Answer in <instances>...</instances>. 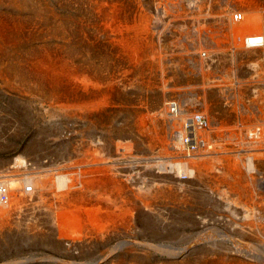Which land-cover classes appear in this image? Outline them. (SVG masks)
<instances>
[{
	"label": "bare ground",
	"instance_id": "1",
	"mask_svg": "<svg viewBox=\"0 0 264 264\" xmlns=\"http://www.w3.org/2000/svg\"><path fill=\"white\" fill-rule=\"evenodd\" d=\"M13 1L15 4H26L22 0ZM62 1L60 2L62 3ZM74 1L78 4L84 2V0H67L68 4L71 6L74 4ZM132 1L136 4L132 10V15L134 17L132 18L133 24L131 23L130 25L129 22L130 26H126V24V27H122V24L118 26H110L108 24L111 20L119 22H121L122 19H125V21L128 20L129 15L127 12L130 8L128 7L129 9H127V4L125 5L126 2L124 0L91 1L94 2V5H97V8L92 10L86 8L84 11L81 10L83 11L81 14L73 15L68 13L63 17L60 14V17L59 15L56 16L53 7H40L36 11L37 16L34 18L32 17V23L35 22L34 24L42 29L48 30V32L57 33V35H59L58 38L61 39V43L56 49H50L51 46H49V48H43L39 54H36L37 58H35V62L32 61L33 63H31L28 69L24 68L23 65H14L11 64V62L6 63L4 59H1L2 57L0 55V83L3 85L4 89L10 93L18 94L19 96L33 97L38 99L40 103L47 104V106L52 109L51 111L54 113L53 116L57 117L59 114L65 117L68 122L70 121L72 123L70 127L73 134L72 138L75 140L80 137L67 153L70 157L75 158L73 159L75 160L74 164L70 166L67 165L69 173H48L42 175V171H34L33 169L35 168L32 169V166L31 169L27 167L23 157L16 158L17 160L15 159L16 162L13 166L11 165L12 167L5 166L6 169L11 170L7 171L3 168L7 171V175L4 176V179H0V184H4L8 189L9 198L6 203H0V264H136L141 261L143 256H141L142 254L140 252L136 253L137 251L135 249L140 247L142 249V246H146L152 249V251L154 250L162 259H166L167 261V259L170 258H167L165 254V246H167L168 241L166 243H158V239L161 237H169V233L174 229L179 231L182 226L186 228L185 226H187L189 222L192 223V221L189 220L190 218H187L186 220H181L184 221V224H181L182 222H180L179 225L174 224L175 222L168 223L170 216L167 214V216H162L164 214L162 213L163 210L157 212V208H153L151 200L143 198L145 195L143 192V190L145 191L144 188L142 189L140 187L138 191L136 190L135 200L131 198L130 192L132 191L126 183V177H128V175L124 174V169L118 167L123 175V177L120 178L118 176L119 171H115L114 165H117L115 164L116 161L117 163L120 161L121 164L119 165L122 166L126 163L125 161L133 158L135 156L133 155V149L136 143L137 145H144L147 143L151 150L152 147H160L161 152L164 153L163 155L173 158V160L158 163L163 170L175 173L182 171L193 176L194 174L197 176H204L210 163L206 158L211 156L209 157L210 159L212 157L216 159V155L214 154L215 151L209 150L210 147L208 145V141H211L212 137H215L213 134L216 130V135L219 139L234 145L231 154L227 151H222L223 154L226 153L227 155L225 158L227 167H225V171L223 172V183L229 185L228 187H230L232 191L235 190L236 192L234 194H236L237 197L238 193L240 194V198L236 199H243V201L246 200L247 204L255 205L256 195L258 194L254 193L257 181L255 172H257V161L259 160L257 157L261 155L260 152L264 150V87L258 88L257 91V89H253L254 87L252 88L251 84H260L264 86V46H249L246 43V39L251 35L260 34L264 36V13L262 12L264 9V0H242L239 2L238 0H226V5H230L233 8L231 11L219 15L218 17L215 15L217 23L214 26L187 31L188 37L192 38L191 40L194 42V49L193 52L190 53V57L186 55L193 63V70L188 68L190 70L186 73L191 72L192 75L194 71L200 73L202 81L197 82L200 83L198 86L192 85V80L189 81L187 79V81L182 82L176 79V75L179 74L177 70L179 69L176 67L177 70H175V72L177 71L178 74H174V67L172 69V66H167L166 62L168 57L164 54L162 45L159 44L161 36H158V44L149 43L150 36H152L151 21H153V17L150 16L151 14H145L146 12H143L144 14L141 12L142 14H138V16L134 14L138 13L139 6L137 0ZM169 1L170 0H168V2ZM202 1L204 3L200 2V0L170 1V5L168 3L167 5H169L168 7L171 11H174V13L170 11V22H173L174 17L183 14L185 6H188L189 9L197 10V14L203 16L206 0ZM209 1L212 6L213 4H220L219 0ZM209 1L206 3H209ZM157 2L161 3L160 0ZM165 2L167 1L165 0ZM29 6L30 5H28V7ZM219 6L217 7L215 5L214 9L217 8L216 10H218ZM209 7H211V5ZM188 8L186 12L189 11ZM181 9L184 10L182 14H176V12ZM162 11H164L163 13L168 12L167 8H163ZM162 11L161 7L156 8V13L159 18L164 16L162 15ZM209 11L208 9V12ZM167 14L169 15V12L166 13V15ZM199 18L200 17H198V20ZM17 20L18 21H13V26L16 28L17 34L21 35L23 23L26 19L24 20L23 17L21 18L19 15ZM137 20L139 24L136 22V25L134 22ZM102 24L103 26L101 27ZM36 25L34 26L36 27ZM9 30L8 22L4 19L0 20V54H4L7 46H14L17 43L20 44L19 39L16 37H14L15 43H12V40V45H10L11 43L7 44L11 37L7 36V32L10 33L14 31ZM100 36L106 39L109 47L111 45L114 47L119 43L121 45L123 44L126 54L132 56L133 59L134 57L135 59H139L142 55H146L147 57L151 56L152 58L145 60L143 70L145 68L147 73L154 70L161 74L159 84L162 93L157 100L155 99L157 96L154 98L156 100L154 104L156 106L162 103L164 105L162 112L160 114H153L152 112V114H149L147 112L150 109L147 112L140 109V111L136 112L132 122H125L121 129H119L117 135H129L133 137V141L124 142V146L121 145L122 143L115 144L114 147L117 149L116 152L119 156L115 158L114 161H111V158H113L111 149L105 147L106 144L104 140L96 136V133L86 135L87 138L83 136V133L88 128L96 131L99 127L100 117L102 118L100 115L113 107L111 101L115 93L113 92L114 76H108L105 79L107 87L105 86L106 88H102L101 85H99V71L96 70V66L98 65L95 66L91 61V57L95 52H106L107 45L105 47L103 46L106 42L100 46L97 41ZM112 49L116 50V48ZM123 52L125 53V51ZM84 54L86 58H83ZM225 55L230 57H228V59H231L232 65L223 68V70L225 73L227 72L226 74L230 75L229 77L232 78L231 82L235 79V82L232 83H234L237 92L235 93V105L231 108L234 113V120L232 119L234 124L232 123L233 127H230L231 129H229V122L226 123L228 124L227 126L224 124L226 119L223 120V118L227 115L226 111L225 115L223 114V118L215 117L214 115L210 116V112L213 110L212 108L214 106H210L208 98L198 95L203 97V100H199V98L195 99L192 90L189 91L186 87L181 86L183 83L191 89H196V87H198L202 92L212 87H217L223 92V84L217 80H210L212 77H209V73L205 71V69H207L206 67L210 66V64L219 62ZM250 56L257 57L261 60L257 76L253 75V72L249 70V68L246 69L245 72L242 70L241 59ZM183 58H180V60L182 61ZM221 60L223 61V59ZM135 61L136 60H134V62ZM186 62H183V65H185ZM258 62L259 61H257V63ZM189 66L190 65L187 67ZM150 75L151 74H149V76ZM168 75L171 77L167 78ZM178 78L180 77L178 76ZM149 80L146 81L147 83L145 82L146 85H149ZM165 83L167 87H165ZM102 86H104V84ZM246 86L250 87V92L253 91L252 95L255 96V99L253 98L250 100L248 98L249 100L247 102L244 99V93L248 91V87ZM219 97L220 96H218V99ZM146 98L147 97H145V99ZM182 102H187L188 105L193 104L195 110L190 111L186 106L183 107ZM219 107L221 106L219 105ZM228 114L231 115V113ZM198 117H200L201 120L204 119L206 122L202 123ZM257 118L260 119V122L257 121ZM189 124L193 125L191 127V134L194 136L192 141L197 145L195 149L189 148L185 141V138L189 135ZM216 125H218V127H216ZM169 128H173L174 130L168 134L167 130H169ZM207 137L209 139H207ZM169 140H171V142ZM170 147H176V149L179 150L174 153L170 151ZM157 154L155 153V155ZM6 162L8 164L11 163L8 161ZM221 162L223 161L221 160ZM220 166H222V164ZM166 171H164V173H166ZM31 173L32 175H29ZM22 175L29 176L20 179L11 178V176L21 177ZM262 184V186L260 185L262 187L261 201L264 203V182ZM29 185L33 187V190L30 192L26 191V187ZM163 187L164 186H157L155 189H150V191H148L151 195L150 198L153 200L156 198L160 199V197L172 192L170 188H168L167 191ZM35 193L39 196L38 198L41 197L47 200L45 202L47 206L45 207V211H47V208L48 211H50L49 213H52L54 216L53 219L51 221H42L39 217L13 219V210L19 209V202L21 204L26 198V195L31 196ZM63 212L66 213L65 217L58 216L60 213L63 215ZM233 212L235 213V210ZM55 214L58 217H55ZM156 214L158 216H156ZM150 216H156V219H158L157 217H159V219L155 221ZM178 220L180 221V219ZM175 221H177V219ZM44 223L47 227V231L44 230L45 227L42 229V224ZM200 223L202 224L201 220L199 224ZM8 226L14 227L16 230L19 229L18 233L13 234L15 232L8 233L4 231ZM61 229L66 232L61 234ZM256 229L258 235H252L242 228L241 230L244 233L242 232L239 237L229 234L217 237L214 233L212 234L207 231L202 234H191V236H188V241H185L186 243L184 246L180 245L176 248L177 250L172 254L170 262L168 261L163 264H258L256 262H260L259 256L264 255V224L261 223ZM23 241L31 244L21 246ZM100 242L104 244V249L97 254L96 244ZM127 249L132 250L133 253L127 254L124 252ZM148 250L147 253L149 252ZM134 251L136 252L134 253ZM258 253L259 256L257 255ZM144 262L145 264H161L159 261H157L158 263H153L154 261H152L151 258L145 259Z\"/></svg>",
	"mask_w": 264,
	"mask_h": 264
},
{
	"label": "rangeland",
	"instance_id": "2",
	"mask_svg": "<svg viewBox=\"0 0 264 264\" xmlns=\"http://www.w3.org/2000/svg\"><path fill=\"white\" fill-rule=\"evenodd\" d=\"M7 1H8V3H7ZM22 1L26 4L25 5H20L17 3L15 4V2L13 0H6V3H5V0H0V20L4 19V20H6V22H8L9 28H10L9 31L14 30L10 33L7 32V36H11L13 38L12 39L10 37L7 44L11 43L12 40H13L12 43H15L14 37L18 38L19 43H20V44L17 43L14 46H7L5 48L6 50H5L4 54H0V55L2 57L1 59H4L6 63L11 62V64H14V65H17V64L23 65V67L26 69H28V67L31 66V63L35 62V60H36L35 58H37L36 54L37 53L39 54L40 51L43 50V48H45V47L49 48V46H51L50 49H53V48L56 49V47L61 43V39L58 38L59 35H57V33L48 32V30L42 29L41 27H38L36 24H34L35 22L32 23L31 19H32V17L34 18L35 16H37L36 11L40 7H53L54 13L56 14V16H58L60 14L62 17L67 15L68 13H71L73 15H77L79 13L81 14L86 8L90 9V10L97 8V5H94V2L96 0H84L83 3L85 5L83 3L78 4L77 2L74 1V4L72 6L68 4L67 0H63V1L62 0H34L35 2L33 0L32 1L31 0H22ZM27 1H28V3H27ZM60 1H62L63 4ZM91 1H94V2H91ZM124 1L126 2L125 5L127 4L126 5L127 9L130 8L127 12L129 15L128 20L126 19L127 21H125V19H122L121 22L111 20V21H109L110 23H108L110 26L111 25L112 26H118V25L122 24L121 25L122 27H126L129 25V22L131 25V23L133 21L132 18H134L132 15L133 14L132 10L136 6V4L132 0H127V1L124 0ZM137 1H138V6H139L138 8L139 9H138V13H134V14H137V16H138V14H142L143 12L144 13L146 12L145 14H149V15L151 14L150 16L153 17L152 18L153 21H151V28H152L151 35L152 36H150L149 43L158 44V36H161L159 44L162 45V47L164 49V54H166L168 57L166 64L168 67L172 66V69L174 67V69H173L174 74L179 73L178 75H176V79H179L182 82L187 81V79L189 81L192 80L193 81V82H191L192 85L198 86L200 83H197V82L202 81V76L200 75V73L196 72V71L193 72V75L191 74V72L186 73L188 70H190L188 68L192 69V67H193V63L188 59V57H186V55L190 57V53L193 52V49H194V42L191 40L192 38L188 37L187 31L188 30L194 31L196 29H203V27L209 28L211 26H214L217 23L216 16L218 17L219 15H223V14L227 13L228 11H231L233 7L230 5H226V3H227L226 0H219L220 1L219 5H222V6H219L218 4H213V6H212L211 2L209 0H206L205 1L206 7L204 8L203 16H201V14L199 16V14H197L198 13L197 10L195 11V10L189 9L188 6H185V11L181 9L180 10L181 12L180 11L176 12V14H178V13L182 14V12L184 11L183 14L181 16L174 17L173 22H170V19H171L170 14H171V12L174 13V11H171L168 6L170 5L171 2H173V1L175 2L176 0H170L171 2L170 1L168 2V0H166L167 2H165V0H163V2H165V3H163L162 0H160L161 3L157 2L159 0H153V1L152 0H137ZM207 1H209V3H206ZM234 1H237V0H234ZM239 1H242V0H238V2ZM200 2H203V1L200 0ZM167 3L169 5H167ZM164 4H166V5H164ZM28 5H30V6L28 7ZM210 5H211V7H209ZM215 5L217 7L219 6L218 10H216L217 8L214 9ZM223 5H225V6H223ZM83 7H85V8H83ZM157 7H161V11L163 10V8H167L169 15L168 14L166 15V13H168V12L163 13L164 11H162V13H163L162 15H164V16L159 18L157 16V13H156ZM226 7H228V8H226ZM79 8H80V10H79ZM187 8L189 9L190 12L189 11L186 12ZM208 9L210 10L209 12H208ZM81 10H83V11H81ZM262 12L264 13V9ZM205 14H207V15H205ZM210 14H212V15H210ZM19 15L21 16V18L23 17L24 20L26 19L23 23V30H21L22 31L21 35L17 34V30L13 26V21L14 20L18 21L17 17ZM60 15H59V17H60ZM198 17H200L199 20H198ZM203 18H205V19H203ZM115 22L116 23L118 22L117 25ZM136 22L139 24L138 20L135 21L134 23H136ZM137 23H136V25H137ZM169 23H172V24H169ZM34 25H36V27ZM158 25H159V27H158ZM102 26H103V24L101 25V27ZM185 26H187V27H185ZM226 26H227V24H226ZM192 28H195V29H192ZM44 32H45V34H44ZM35 33H36L37 38L35 37ZM51 33H53V34H51ZM256 33L258 34L257 31H256ZM258 35H260V34H258ZM24 40H25V42H24ZM100 40H101V42H100ZM97 41L99 42L100 46H102L103 43L106 42V43H104L105 45H103L104 47L107 45L106 46V52L105 53L95 52L93 54V56L91 57V61L95 66L98 65V66H96V70L99 71V75H100L99 85H101L102 88L107 87L106 86L107 82L105 79L108 76H112V75L114 76V77L113 76L112 77H113V85H114V91L113 92H115V93L113 94V99L111 101V104L113 107L110 108V110H112V111H110L108 109L100 115V116H102V118L100 117V122L98 124L100 129L98 127L97 130L94 131L91 128H90L91 130L88 128L89 130L86 129L85 132L83 133V136H85L87 138L86 135L96 133V136H99L100 138H102L104 140L105 144L108 145V146L105 145V147H108L111 149V152L113 154V158H111V161H114V159L119 156V154L116 152L117 149L114 147L115 144L116 143H122L121 145H123L124 142L127 143L129 141H133V137H130L129 135L128 136L120 135V134L117 135L119 129H121V127L125 124V122L126 121L132 122L135 118L136 112L140 111V109L144 112H147L150 109L151 111L149 110L147 112L149 114H152V113L153 114H160L162 112L164 105L161 103V104H157L155 106V104H154V103H156L155 101L158 99L159 95L162 93V91H161L162 89L160 88L161 86L159 84L161 74H159L158 72H156L154 70L149 71L150 73H147L146 72L147 70H145V68L143 70V66H145L144 65L145 60L152 58L151 56L147 57L146 55H142V57L139 59H137V58L135 59V57L133 59L132 56H130L129 54H126V50H124L125 48H124L123 44L121 45L119 43L120 45L118 44L114 47H112V45H111L109 47L106 39L102 36H100ZM12 43L10 45H12ZM21 43H23V44H21ZM52 44H53V46H52ZM112 48H116V50L112 49ZM38 50H39V52H38ZM34 51H35V54H34ZM123 51H125V53ZM112 52H114V53H112ZM80 55L83 56L82 54H80ZM101 56H102V58H101ZM169 56H170V58H169ZM183 57H185L186 59ZM228 57L229 56H226V55L223 56L221 58V59H223V61L220 59L219 62H215L214 64H210V66H207L206 67L207 69H205V71H207L209 73V77H212V78H210V80H214V81L217 80L218 82L223 84V92H221V90L218 89L217 87H212L210 89H207L206 90L207 92L206 91L202 92V90L199 89L198 87H196V89H191V88H188L187 85H185L183 83L181 86L186 87V89L189 91L192 90V92L195 95L194 96L195 99L199 98V100L200 99L203 100V97H201V96L208 98V101H209L208 103L210 104V106L213 105L214 107L212 109L215 110V111L212 110L210 112V116L214 115L215 117H222L223 118V116L225 115V111H226L227 115L224 116V118H223V120L226 119L224 124L229 122L228 123L230 125L229 129H231L230 127H233V124H234V122L232 121L234 113L232 112L233 109H231V108H233V106L235 105V102H236L235 93H237V92H236L234 83H232V82H235V79L231 82L232 78L229 77L230 75L226 74L227 72L225 73V71L223 70V68H227V67L232 65V61H230L231 59H228ZM83 58H86L85 54H84ZM106 58H108V59H106ZM180 58H183L182 61L184 63L187 61L185 64L186 66L183 65L184 63L180 60ZM132 59H133V61H132ZM134 60H136V61L134 62ZM172 61H174V62H172ZM257 61H259V62L257 63ZM240 62L242 63L241 65H242L243 72H245L246 69L249 68V70H251L253 72L252 74L257 76L258 71H259V67L261 65V64H259L261 62V60L259 58L254 57V56H250V57H246V58L243 57V59H241ZM104 63H106V64H104ZM154 63H155V60H154ZM169 63H170V65H169ZM188 65H190V66L187 67ZM224 65H225V67H224ZM43 66H45V65H43ZM176 67L179 70H177ZM180 67H181V70H180ZM218 67H219V69H218ZM184 69H185V71H184ZM175 70H177L179 72L177 73V71L175 72ZM105 73H107L108 75ZM125 74H127V75H125ZM149 74H151V75L149 76ZM189 74H191V75H189ZM103 75H105V76H103ZM178 76L180 78H178ZM191 76H193V77H191ZM168 77L170 78L171 76L168 75L167 78ZM147 78H148V80L150 79L149 85H146V83H147L146 81H148ZM181 78H182V80H181ZM193 78H194V80H193ZM103 80H105V81H103ZM195 81L197 84L195 83ZM193 83H195V84H193ZM103 84H104V86H102ZM150 84H151V86H150ZM251 86H252V88L254 87L253 89H257V91H258V88L260 89V87H264L263 85H260V84H257V85L251 84ZM156 87H159V88H156ZM165 87H167V84ZM246 87H248V86H246ZM249 88L250 87H248V89H247L248 91L246 92V90H245L246 93H244L245 94L244 99L246 102L249 99L250 100L253 98L255 99V96L252 95L253 91L250 92ZM146 89H148V90H146ZM204 93H207V94H204ZM217 93H219L220 95ZM254 93H256V92H254ZM198 95H201V96H198ZM218 96H220L219 97L220 100L218 99ZM145 97H147V98L145 99ZM214 97H216V98H214ZM37 100L38 99H35L33 97L19 96L18 94L10 93L9 91L5 90L3 85L0 83V169L2 168L0 170V179H4L5 178L4 176L7 175V171L11 170V169H6V167H8V166L12 167L17 160L16 158H19V157L24 158V161H25L27 167H29L30 169L32 166V169L35 168V169H33L34 171H38V172L42 171V175H46L48 173H52V174L53 173L54 174L69 173L68 172L69 170L67 167L74 164V162H75V160H73L75 158H72L69 156V154H67L69 152L71 146L80 138V137H78V139H75V140L72 138L73 134H72V131L70 129V127L72 126V123L70 121L68 122V120L65 119V117H63L59 114H58L59 117L53 116L54 113L51 111L52 109L49 106H47V104L40 103V101L39 100L37 101ZM214 101H215V103H214ZM182 103H183V107L186 106V108L187 109L189 108L190 111L195 110L193 104L188 105L187 102H182ZM121 105H123V106H121ZM219 105L221 107H219ZM222 106H224V107H222ZM138 107H140V108H138ZM225 107H227V108H225ZM217 108H218V110H217ZM227 109H228V111H227ZM228 113H231V115H229ZM256 117H258V116H256ZM257 121L260 122V119L257 118ZM228 124H226V126ZM216 127H218V125H216ZM173 130H174L173 128H169V130H167L168 134L171 133ZM54 133H56V134H54ZM213 135L215 137L214 138L212 137V140L208 141L209 142L208 145L210 147L209 150L215 151L214 154L216 155V159L219 161H217L215 159V157L214 158L212 157L210 159L209 157H211V156L208 157L209 159L206 158L207 161L210 163L207 167L208 170L206 171V174L204 176H197L195 174L193 176L191 174H187V173L182 172V171H178L177 173L170 172V171L168 172L166 170L161 169L159 164H158L159 162H166L169 160H173V158H171L167 155H163L164 153L161 152L160 147L156 146L157 147L156 148V147L151 146L152 150H153L152 151L151 148L147 145V143H145L144 145H137V143H136L134 146V149H133V155H135V156L133 158H131L130 160L125 161L126 163H124V165L120 166L119 164H121V162L119 161L117 163V161H116L115 164H117V165H114L115 171L118 172L119 168L124 169V174L128 175V177H126V181H127L126 183L128 184L130 190L132 191V192H130L132 199H134V200L136 199L135 194L137 193L138 188H140V187L142 189L144 188L145 191L143 190V192L145 195L143 196V198L146 200L150 199L151 204L153 203L152 204L153 208H157V212H161L163 210L162 213H164V214L162 216H167V215L170 216V218L168 219V223L169 222L170 223L175 222L174 224L179 225L180 222H182L181 224H184V221H181V220L182 219L186 220L187 218L188 219L190 218L189 220L192 221V223H191L188 220L189 224L187 226H185L186 228H184V226H182L183 228L181 227V229L178 228L180 232L176 231V229H174L172 232L169 233L170 234L169 237H161L162 239L161 238L158 239V241H157L158 243L159 242L166 243L168 241L167 246H165V249H166L165 252L166 253L164 252L167 255V258L170 257L169 259H167V261H166V259H162V257L159 256L158 253L154 252V250L152 251V249H150L146 246H142V249L140 247V248L135 249L137 252L134 251V253L140 252L142 254L141 256H143L141 258V261L136 263V264H145L144 260L149 259V258H151V260L154 261L153 263H158L157 261H159V263H161V264L167 263L168 261L170 262L172 254L174 253V251L177 250L176 248L180 245L184 246L186 243L185 241H188L187 240L188 236H191V234L192 235L202 234V233H205L207 231V232L212 233V234L214 233V235H216L217 237L218 236H224L227 234L233 235V236L235 235V237H239V235L242 234V232H243L241 230L243 228L244 230H246L247 232H249L252 235H258V231L256 229L257 226L261 225V223L264 224V221H263L264 220V203H262L263 201H261V197H262V190H261L262 187L261 186L263 185L262 183L264 182V150H262L260 152L261 155H258V157H257L259 160L257 161V172H255L256 173L255 175L257 176L256 177L257 181H256V187H255L256 190L254 191V193L255 194L258 193V194L256 195L257 197L255 199V205H252L249 203L247 204L246 200L243 201V199L242 200L236 199V198H240V196H239L240 194L238 193V197H237V195L234 194L236 191L233 190L234 191L233 192L231 190V188L228 187L229 185H227L226 183H223V181H222L223 180V172L225 171V167H227V165H226L227 163H226V159H225L227 155H226V153L223 154L222 151H224V152L227 151V152H229V154H231V151L233 152L234 145L233 144L231 145V143H227V141L225 142V140L219 139L216 135V130L214 131ZM57 139L59 140V142ZM207 139H209V138L207 137ZM112 140H113V142H112ZM169 141L171 142V140H169ZM222 143H223V145H222ZM58 144H59V146H58ZM56 146H58V147H56ZM171 146H172V144H171ZM102 148H104V147H102ZM170 148H171L170 151H172L174 153L179 150V149H176V147H170ZM157 152H158V154H157ZM155 153L157 155H155ZM197 153H199V152H197ZM210 155H212V154H210ZM62 157H64V158H62ZM8 159H10V160H8ZM70 160H71V162H70ZM221 160L223 162H221ZM6 161L11 162V163L8 164ZM212 162H214L215 164ZM5 163H7V164H5ZM217 163L220 165L222 164V166L218 165ZM211 165H213L214 167ZM3 168H5L7 171ZM220 169L222 170V172ZM164 171H166V173H164ZM118 174H119L118 176L120 178L123 177L121 171H119ZM29 175H32V173ZM29 175H24V176L22 175L23 177L22 176L21 177H19V176L12 177L11 176V178H19L20 179V178H25V176H29ZM161 176H163V177H161ZM258 180L259 181L261 180V181L259 182ZM169 181H171V182H169ZM157 186H160V187L164 186L163 188L166 189L167 191H168V188H170L172 192H170L169 194H167L165 196L160 197V199L156 198L153 200L152 198H150L151 195L149 194L148 191H150V189H155ZM186 191H188V192H186ZM185 193H188V194H185ZM181 194H183V195H181ZM188 196L190 197V199ZM38 197L39 196L36 193L32 194L31 196L26 195V198L21 202V204L19 202V205H18L19 209H15V211L13 210L12 218L17 219V218H30V217L31 218H38L39 217L40 219H42V221H47V220L51 221L54 216L52 215V213H49L50 211H48L47 208H46L47 211H45V207H47L45 202L47 200H45L44 198H41V197L38 198ZM204 201H205V203H204ZM182 202H184V203H182ZM256 203H258V204H256ZM234 210H235V213L233 212ZM64 213L65 212H63V215H61L62 213H60L59 215L57 214V215L60 217L61 216L65 217L66 213L65 214ZM58 216H56V214H55V217H58ZM156 216H158V215L156 214ZM156 216H150V217L153 218L155 221H158L159 217H157L158 219H156ZM176 219H177V221H175ZM178 219H180V221ZM200 220L202 221V224L201 223L199 224ZM190 224H192V225H190ZM42 225H43L42 229H44V227H45L44 230L47 231V227H46L45 223ZM11 230H12V232H11ZM18 230H16V228H14V227H9V226L4 229V231H6L8 233L9 232L10 233L15 232L13 234H17ZM64 232H66V231L61 229L60 233L64 234ZM114 243H112V244H114ZM26 244H31V243H27V242L23 241L21 246L26 245ZM103 245L104 244L102 242L96 244L97 254L100 253V251H102L104 249ZM146 249L147 250L149 249L148 251L150 253L149 252L147 253ZM124 252H126L127 254L133 253V251L130 249H127ZM168 253H170V254H168ZM257 255L259 256V253ZM152 258L153 259L155 258V259L153 260ZM259 261L260 262H256V263L264 264V255L259 256Z\"/></svg>",
	"mask_w": 264,
	"mask_h": 264
},
{
	"label": "built area",
	"instance_id": "3",
	"mask_svg": "<svg viewBox=\"0 0 264 264\" xmlns=\"http://www.w3.org/2000/svg\"><path fill=\"white\" fill-rule=\"evenodd\" d=\"M246 43L249 46L252 47H263L264 46V36L263 35H251L246 39ZM198 119L204 123L206 122L204 119L201 120L200 117H198ZM193 125L189 124L188 128H189V135L187 138H185V141L187 143V145L189 146V148L191 149H195V147L197 146L193 141V135L191 134L192 132V127ZM33 190V187L31 185L26 187V191L30 192ZM8 189L4 186V184H0V203H6L8 201Z\"/></svg>",
	"mask_w": 264,
	"mask_h": 264
}]
</instances>
